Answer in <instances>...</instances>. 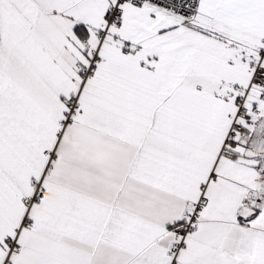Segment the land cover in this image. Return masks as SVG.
<instances>
[{
  "label": "snow or ice",
  "instance_id": "1",
  "mask_svg": "<svg viewBox=\"0 0 264 264\" xmlns=\"http://www.w3.org/2000/svg\"><path fill=\"white\" fill-rule=\"evenodd\" d=\"M0 264H264V0H0Z\"/></svg>",
  "mask_w": 264,
  "mask_h": 264
}]
</instances>
